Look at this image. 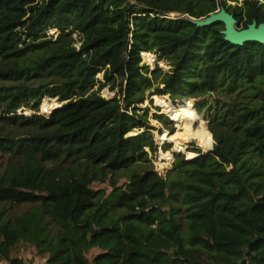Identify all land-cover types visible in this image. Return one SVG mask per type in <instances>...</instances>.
<instances>
[{
	"label": "trees",
	"instance_id": "1",
	"mask_svg": "<svg viewBox=\"0 0 264 264\" xmlns=\"http://www.w3.org/2000/svg\"><path fill=\"white\" fill-rule=\"evenodd\" d=\"M228 1L0 0V264H27L20 246L44 264H264V44L200 24L258 26L264 0ZM143 52L170 68L150 76ZM153 87L194 99L214 142L165 175L140 107Z\"/></svg>",
	"mask_w": 264,
	"mask_h": 264
},
{
	"label": "rangeland",
	"instance_id": "2",
	"mask_svg": "<svg viewBox=\"0 0 264 264\" xmlns=\"http://www.w3.org/2000/svg\"><path fill=\"white\" fill-rule=\"evenodd\" d=\"M210 18H212V17H210ZM206 20L207 19H204L202 21L204 22ZM56 30H57V28L53 27L49 31V35L52 36L54 39H56V37L58 35ZM28 31H29V29H25V34ZM54 32H56V33L54 34ZM25 34H24V31H23L22 39L25 38ZM52 34H54V35H52ZM74 37L76 38L75 34H74ZM31 45H32V43L25 42V44L21 45L20 48H27V47H29ZM152 54L154 55V61H149L148 58L145 56L146 54H144V53L141 54V56H142V64H145L146 66L149 67V75L150 76H151V72L157 66L159 68H161L164 72L170 68V66H169V64H168V62L166 60L159 59L156 54H154V53H152ZM98 76L102 77V73L99 74ZM160 82L161 81L158 80L157 84H160ZM154 88L155 87H153L150 91L147 92V94H146V98L147 99L143 102L142 105H140V107L141 108L148 107V111L146 112V118L149 120L151 126H153L155 128V130H153L154 136H155V141L159 145L158 153L153 158L154 168L160 174L165 175L166 172L170 168H172V166H173V163H174V160H175V154L174 153H182L183 155H185V157L187 159H191V158H194L197 155L195 152H193L194 149H199L202 152H205V151H203L202 149L198 148L197 147V143L195 141H193L191 143L180 144L179 143L180 139L172 140L170 138H167L166 140H161V141L159 140V138L161 137L160 135L164 134L165 132L170 134V131L168 129H165L166 128L165 124L162 123L160 120H157V118H156L157 114L161 115L162 113H158L157 112L158 106L155 103L154 95H153L154 94ZM102 90L103 91L100 94H101V96L103 98L111 99V98H114L115 96L120 97V93H119L118 88L112 89L110 87V85H107ZM157 96H160V95H157ZM160 97H162V96H160ZM185 100L186 99L178 101V104H176V105L182 104ZM191 100L193 101V105H194L195 104V100L194 99H191ZM45 103H48L49 105L44 107ZM57 106H59V102L57 101V98L46 97L42 101V104L40 106V110H39L38 114H43V115L48 116L49 113H51V111L54 108H56ZM19 111L22 112L25 115L33 114V112H32L33 110H31L29 108H21V109H19ZM200 115L203 116L204 126L207 128L206 124L208 122V119H206V116L204 115V113H201ZM167 117L173 123L171 125L174 128V133L173 134H176L178 132L177 123L170 116H167ZM143 131H144V129L136 130L135 132H133V135L139 134V133H141ZM164 143H171V150L165 151L164 150ZM191 153H194V156H191ZM95 187H97L99 189H107L108 184L107 183H104V184L103 183H97L95 185ZM16 255H18L20 258L24 259L27 264H44L45 261H46L45 259H43L40 256L36 255L35 249H33V248L29 247V246H20L18 248V251L16 252ZM1 264H9V263L7 261H3Z\"/></svg>",
	"mask_w": 264,
	"mask_h": 264
},
{
	"label": "bare ground",
	"instance_id": "3",
	"mask_svg": "<svg viewBox=\"0 0 264 264\" xmlns=\"http://www.w3.org/2000/svg\"><path fill=\"white\" fill-rule=\"evenodd\" d=\"M143 53L146 54L145 56L149 61H154V55L151 52ZM154 100L158 106L157 112L170 116L177 123L178 128L176 134L170 135L165 132L160 135V141L166 140L167 138L172 140L180 139V144L195 141L197 147L205 152L213 147L212 133L204 126L203 116L195 110L191 99H186L183 102L184 104L179 105L173 104L167 96L160 97L154 95ZM48 105V103H45L44 107ZM191 156H194V153H191Z\"/></svg>",
	"mask_w": 264,
	"mask_h": 264
},
{
	"label": "water",
	"instance_id": "4",
	"mask_svg": "<svg viewBox=\"0 0 264 264\" xmlns=\"http://www.w3.org/2000/svg\"><path fill=\"white\" fill-rule=\"evenodd\" d=\"M179 17L181 15L178 14ZM212 17V18H210ZM206 21H200V24L211 23L214 21H223L225 24V38L227 41L235 45H242L245 42L256 41L264 44V23L260 25L252 24L246 29H237L234 17L221 10L216 15H211ZM170 99V95H166ZM213 148V147H212ZM211 148V149H212ZM210 149V150H211Z\"/></svg>",
	"mask_w": 264,
	"mask_h": 264
},
{
	"label": "built area",
	"instance_id": "5",
	"mask_svg": "<svg viewBox=\"0 0 264 264\" xmlns=\"http://www.w3.org/2000/svg\"><path fill=\"white\" fill-rule=\"evenodd\" d=\"M242 1L243 0H237V1H228L230 4H232V5H236V4H238V5H241V3H242ZM170 16H172V17H179L178 15H176V14H171ZM56 32L58 33V30H56ZM56 32H54V34L56 33ZM54 34H52V35H54ZM27 37V36H26ZM21 47V46H20ZM78 48H79V46H78ZM20 112V111H19ZM50 114V113H49Z\"/></svg>",
	"mask_w": 264,
	"mask_h": 264
}]
</instances>
